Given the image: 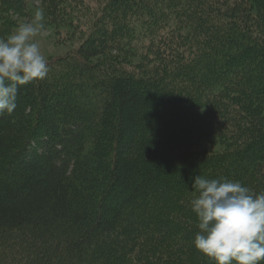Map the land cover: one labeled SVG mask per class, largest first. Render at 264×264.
<instances>
[{"label":"trees","instance_id":"trees-1","mask_svg":"<svg viewBox=\"0 0 264 264\" xmlns=\"http://www.w3.org/2000/svg\"><path fill=\"white\" fill-rule=\"evenodd\" d=\"M97 1L74 55L0 117V264H214L190 177L264 192V0ZM73 5L0 12L57 26Z\"/></svg>","mask_w":264,"mask_h":264},{"label":"clouds","instance_id":"clouds-1","mask_svg":"<svg viewBox=\"0 0 264 264\" xmlns=\"http://www.w3.org/2000/svg\"><path fill=\"white\" fill-rule=\"evenodd\" d=\"M43 10L0 38V117L17 107L20 88L43 80L48 62L36 38L45 31ZM191 209L197 215L194 246L214 264L264 262V192L256 193L240 181L196 175Z\"/></svg>","mask_w":264,"mask_h":264},{"label":"rangeland","instance_id":"rangeland-1","mask_svg":"<svg viewBox=\"0 0 264 264\" xmlns=\"http://www.w3.org/2000/svg\"><path fill=\"white\" fill-rule=\"evenodd\" d=\"M99 7L100 5L97 0H87V7L73 5L71 7L72 11L67 9L64 13V18L58 22L59 25L50 26L45 24L44 33L38 36L36 40L39 42L41 51L45 55L47 62H54L57 59L68 58L74 55L80 40L86 35L97 17ZM9 13L11 14V12ZM7 16L9 14H1L0 12V38H7L18 25L30 22L32 19L20 16L19 14H13L12 18H10V25L4 26V18ZM103 63L107 64L104 60ZM210 149L209 144L202 143L195 151L196 153H203Z\"/></svg>","mask_w":264,"mask_h":264}]
</instances>
